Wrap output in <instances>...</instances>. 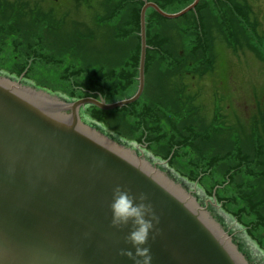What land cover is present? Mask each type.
Masks as SVG:
<instances>
[{
  "label": "rangeland",
  "instance_id": "obj_1",
  "mask_svg": "<svg viewBox=\"0 0 264 264\" xmlns=\"http://www.w3.org/2000/svg\"><path fill=\"white\" fill-rule=\"evenodd\" d=\"M145 2L175 14L194 0ZM141 5L0 0V76L66 102L98 91L108 93L96 98L107 103L131 98L139 88ZM196 7L175 19L148 8L137 104H89L80 117L158 164L196 203H208L222 228L245 243L233 239L249 264H264V0H200ZM146 107L157 122L138 117ZM156 127L162 131L152 132Z\"/></svg>",
  "mask_w": 264,
  "mask_h": 264
},
{
  "label": "water",
  "instance_id": "obj_2",
  "mask_svg": "<svg viewBox=\"0 0 264 264\" xmlns=\"http://www.w3.org/2000/svg\"><path fill=\"white\" fill-rule=\"evenodd\" d=\"M199 1L175 14L145 3L139 88L126 100L66 102L0 76V264H134L120 255L122 249L135 255L125 241L131 224L111 226L109 205L117 185L135 196L146 193L159 217L141 246L150 249V264H249L181 183L80 117L86 105L114 110L142 95L148 8L175 19Z\"/></svg>",
  "mask_w": 264,
  "mask_h": 264
},
{
  "label": "clouds",
  "instance_id": "obj_3",
  "mask_svg": "<svg viewBox=\"0 0 264 264\" xmlns=\"http://www.w3.org/2000/svg\"><path fill=\"white\" fill-rule=\"evenodd\" d=\"M146 193H139L138 196L130 194V190L123 189L120 185L112 189V201L109 205L112 212L111 226L117 229L131 224L125 241L135 248V255L132 251L121 250L120 255H125L134 261V264H150V249L141 247L149 238V233L154 229L153 221L159 223L151 203H146ZM159 235L157 229L155 236Z\"/></svg>",
  "mask_w": 264,
  "mask_h": 264
},
{
  "label": "trees",
  "instance_id": "obj_4",
  "mask_svg": "<svg viewBox=\"0 0 264 264\" xmlns=\"http://www.w3.org/2000/svg\"><path fill=\"white\" fill-rule=\"evenodd\" d=\"M140 1V3L142 4L141 6H144V4L146 3L145 1L146 0H138V2ZM154 3V2H153ZM156 4V3H155ZM230 6L232 5V3L230 2V3H228ZM158 5V4H157ZM158 6H160V4L158 5ZM163 10H165L164 9V7H162V5L160 6ZM198 7H196L195 8V12H196V9H197ZM231 9H232V11L235 13V12H237V13H239V11H241L239 8H237V7H235V6H231ZM193 11V10H192ZM141 13V12H140ZM157 13V12H156ZM158 14V13H157ZM141 14H139V17H137L138 18V21H139V26H140V28H141ZM147 27H148V23H147V18H146V31H147ZM140 64V63H139ZM138 64V65H139ZM146 66H147V63H146ZM146 68V67H145ZM98 92H100V94H96V95H94V97L95 98H97V97H99V96H105V95H107L106 93L104 94L103 92H101V91H98ZM137 102H138V100L136 101V102H134V103H132V104H129V105H127V106H124V107H122V108H119V109H126V108H130V107H133L134 105H136L137 104ZM132 113H136V112H132ZM149 115V118H151V120H152V122H157V120H159V118H158V116H157V114H156V112H153V110L152 109H149V108H144L143 110H142V113H140V115H138V117L140 118H145V117H147ZM96 118H97V120L98 121H101L102 120V118H101V116L99 115V113H97V115H96ZM148 118V117H147ZM143 120H145V119H143ZM143 120L141 121V123H143ZM102 122V121H101ZM154 130H155V132L156 133H159L160 132V130H161V128H155V129H151V131L152 132H154ZM162 131V130H161ZM162 135H164V134H162ZM161 138L163 137V136H160ZM175 137V134H174V136H173V138ZM171 144H172V147H170V149H174V147L177 145H175V143L174 142H171ZM171 151V150H170ZM170 155V154H169ZM262 161H259V163H258V166H262ZM263 174H264V172H263ZM260 203H263V202H260ZM252 204H253V206L255 205V202H253L252 201ZM257 205H259V202L258 203H256V206ZM255 207V206H254ZM259 217V219H258V222L259 223H261V222H264V216H258ZM236 241H238V240H236ZM239 242V241H238ZM245 245V244H244ZM239 250H242V251H244L243 249H241V247H240V249Z\"/></svg>",
  "mask_w": 264,
  "mask_h": 264
},
{
  "label": "flooded vegetation",
  "instance_id": "obj_5",
  "mask_svg": "<svg viewBox=\"0 0 264 264\" xmlns=\"http://www.w3.org/2000/svg\"><path fill=\"white\" fill-rule=\"evenodd\" d=\"M138 154V153H137ZM139 155V154H138ZM200 205V204H199ZM200 206H202V207H207V212L210 214V216L211 217H213V218H215V219H217L218 217H216V216H214L212 213H211V211L213 210L214 211V214H215V209L214 208H212L208 203L206 204H201ZM250 206H251V204H250ZM255 206V205H254ZM251 209L252 208H254L253 206H251L250 207ZM224 219V218H223ZM224 230L227 232V234L229 235V236H231V238L232 239H236V234H234L233 232L231 233V230L229 229V227H224ZM236 240H238V241H240V244H245L244 242L243 243H241V240H239V238L238 239H236ZM233 242H234V240H233ZM236 244V243H235ZM243 254V253H242Z\"/></svg>",
  "mask_w": 264,
  "mask_h": 264
}]
</instances>
